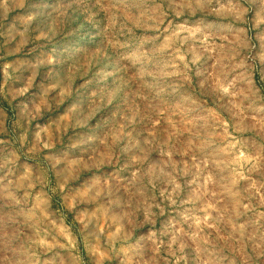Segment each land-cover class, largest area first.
<instances>
[{
  "label": "rangeland",
  "instance_id": "1",
  "mask_svg": "<svg viewBox=\"0 0 264 264\" xmlns=\"http://www.w3.org/2000/svg\"><path fill=\"white\" fill-rule=\"evenodd\" d=\"M0 264H264V0H0Z\"/></svg>",
  "mask_w": 264,
  "mask_h": 264
}]
</instances>
